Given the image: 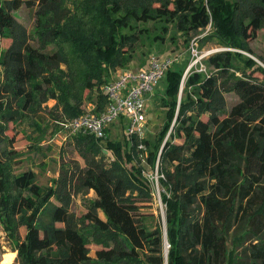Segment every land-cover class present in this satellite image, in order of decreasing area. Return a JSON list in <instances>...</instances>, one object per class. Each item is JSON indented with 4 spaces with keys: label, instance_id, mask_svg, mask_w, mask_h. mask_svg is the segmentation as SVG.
I'll use <instances>...</instances> for the list:
<instances>
[{
    "label": "trees",
    "instance_id": "trees-1",
    "mask_svg": "<svg viewBox=\"0 0 264 264\" xmlns=\"http://www.w3.org/2000/svg\"><path fill=\"white\" fill-rule=\"evenodd\" d=\"M68 1L0 0V146L6 156L0 157V223L15 239L19 261L264 264V67L250 58L244 59L247 68L241 67L237 59L243 55L236 51H216L204 58L210 69L194 68L187 76L179 108L184 68L168 70L165 93L156 97L165 121L155 138L143 140L146 151H139L137 137L113 139L109 130L100 141L78 133L71 144L85 165L65 158L63 149L59 173L50 185L39 184L32 170L13 173L10 160L22 152L13 148L14 139L7 134L10 123L32 120L41 132L34 139L29 135L32 149L43 139L47 124L42 126L39 119L46 123L41 111L48 101L57 100L49 110L55 119L61 118L60 105L71 118L83 112L82 95L67 91L62 68L68 63L67 51L58 45L63 23L71 15ZM113 1L110 35L85 39L95 51L85 88L105 83L109 67L134 59L140 39L135 22H164L162 33L154 38L157 42H165L169 25L186 39L211 27L215 33L203 41L217 38L221 45L248 51L250 41L264 28V0ZM29 2L37 7L32 31L14 14ZM117 24L130 32L118 36ZM80 38L74 35L76 50ZM2 39H10V45L3 48ZM231 93L239 100L229 108ZM98 102L101 111L106 93L101 92ZM174 119V133L164 141ZM176 137L183 141L175 142ZM144 153L147 164L155 169L158 162L164 175L160 181L167 204V258L164 227L152 224L150 213L142 210L153 199V185L140 156ZM90 191L94 197H86ZM78 195L85 198L87 211L82 215L72 210ZM23 224L25 239L18 231ZM242 239L243 245L249 244L236 257L235 246ZM91 244L102 246L96 256L91 255Z\"/></svg>",
    "mask_w": 264,
    "mask_h": 264
},
{
    "label": "rangeland",
    "instance_id": "rangeland-1",
    "mask_svg": "<svg viewBox=\"0 0 264 264\" xmlns=\"http://www.w3.org/2000/svg\"><path fill=\"white\" fill-rule=\"evenodd\" d=\"M207 1V0H205ZM113 2V3H112ZM114 1L113 0H69L68 6L71 9V15L64 24L65 32L58 45H62L67 51L68 63L63 64L62 68L66 71L67 76L65 77V82L67 83V91L73 96L82 95L81 110L83 111L88 104L98 105V101L101 94L102 83L95 84L92 88H85V82L87 76L90 72V60L94 57L95 51L91 48V43L88 44V40L85 39L92 37H100L105 35L108 37L110 35V27L112 16L114 15ZM36 6L32 2L24 4L21 8L14 12L17 19L22 22L29 31H32L36 22ZM116 17L121 16L116 14ZM114 22H117L114 21ZM162 23L161 21H149V22H135L133 26L134 29H138L137 32L140 35V39L136 44V52L134 59L131 62H128L125 66L109 67L106 72H108V80L104 82L111 81L115 79L120 72L125 69H140L148 65L150 58L153 55L165 57L177 56L178 59L175 62L173 67L184 68L183 73L185 74L190 63L192 62L193 50L192 43L193 40L197 42V49L199 52H208V51H221L223 49H229L236 51L243 55L242 58L237 59L241 67L247 68L244 64V59L250 58L257 65L264 67V28L258 31L257 38L250 41V47L252 51L227 47L221 45L217 42V38H214L210 41H203L202 39L206 36H211L215 33L211 30V27H208L206 30L200 31L198 34L192 36L190 39L185 36L182 32L176 31L173 25H169V32L164 38L165 42H157L154 40L157 34L162 33ZM140 28H145L147 30L144 33L140 32ZM116 29L120 33H129L130 28L116 25ZM132 30V29H131ZM78 33V37L82 36L78 40V45L80 50H76L73 47L74 44V35ZM217 37V36H212ZM10 39H2L1 44L3 48H6L10 45ZM34 44L37 43L34 41ZM86 45V46H85ZM51 48V47H50ZM212 53V52H211ZM209 56V55H208ZM207 57V56H206ZM206 69H210L207 64L204 63ZM251 71V69H248ZM183 74V75H184ZM167 75V73H166ZM166 75L159 81L158 85L155 87V93L151 101L147 105V114H148V124L146 128V138L153 139L155 138L160 130L162 129L163 123L165 121L164 115L165 110L160 106V102L156 97L163 95L167 86V77ZM255 75L262 76L260 72H256ZM96 80V79H95ZM187 77L182 80L181 89L179 91V100L178 108L181 98L183 97V89L185 87V82ZM97 81V80H96ZM228 107L230 108L239 98L237 95L231 93L227 94ZM75 102L73 98L70 100ZM57 105V100L53 99L48 101L41 111L46 123H43L41 119L39 122L42 123V126L47 124L45 132L43 135L42 141L39 143L36 141V147L30 148L31 140L29 135L34 139L35 137L41 136L36 126L33 124L32 120L25 119L21 124L14 125L10 123V128L7 131V134L14 139L13 148L17 151H21L17 157L12 158L10 163L12 165L13 173H21L25 170H32L36 173L37 182L41 185H50L52 178L56 177L59 173L61 156L63 154V149L66 150L64 153L65 158L78 160L82 165H85V160L78 154L74 146L71 144L72 136L68 135V131L63 129L61 124L62 121H67L71 119V115L64 114V107L60 105L57 109L60 119L53 118V115L49 114V110L53 109ZM176 120L174 119L169 131L167 132L165 139H168L171 134L174 133L173 127ZM120 125L115 128L110 129V137L113 139L123 140L124 134L119 131ZM108 136V135H107ZM138 149L140 144H142L144 139H139ZM175 142H182L183 139L176 137ZM144 143V142H143ZM146 146V144H145ZM147 150V146H146ZM145 150V151H146ZM113 151V150H112ZM107 152L109 156L114 157L113 152ZM144 151V150H143ZM141 156V155H140ZM0 157L3 159L6 158L5 154L2 151L0 146ZM146 167V173L150 179H154L155 184L153 185V199L151 202L145 204L143 207V212L150 213L152 216V224L160 222L165 230V256L168 257V251L170 244L167 240L166 232V215H167V204L162 199V193L164 188L161 181L158 179L156 170L152 169L147 162L144 160L142 162ZM160 178V177H159ZM94 191H90L86 197H94ZM72 210L76 215H82L87 211L85 207V198L82 195L75 197ZM19 234L21 239H25L27 233L26 225L19 226ZM234 233V232H233ZM243 240V241H242ZM240 240V243H236V257L239 255L240 251L243 250L244 246L249 244L248 242L243 245L244 239ZM16 247L15 239L11 238L6 229L4 223H0V264H22L18 259V250ZM101 245L91 244V255L96 256V250L101 248ZM4 257V261L1 262V259ZM168 264V263H167Z\"/></svg>",
    "mask_w": 264,
    "mask_h": 264
},
{
    "label": "built area",
    "instance_id": "built-area-1",
    "mask_svg": "<svg viewBox=\"0 0 264 264\" xmlns=\"http://www.w3.org/2000/svg\"><path fill=\"white\" fill-rule=\"evenodd\" d=\"M191 47L193 60L183 76V81L194 68L198 71H207L203 60L211 52L213 53V51L199 52L195 40H193ZM177 59V56L160 57L153 55L146 67L137 70H123L115 79L102 85L101 91L106 93L107 102L101 111L97 110V105L88 104L79 116L62 121L63 129L68 131L69 136L83 133L104 141L108 131L113 126L118 127L120 125L119 131L127 137L146 139L147 105L155 95V87L168 70L174 66ZM140 148L145 151V143L142 142ZM104 150L108 151L106 148ZM141 156L142 160L146 161V154ZM146 170L144 173L154 185V179H150ZM154 170H156L157 176H164L159 172L158 162ZM159 177L156 179L157 181L160 180Z\"/></svg>",
    "mask_w": 264,
    "mask_h": 264
},
{
    "label": "water",
    "instance_id": "water-1",
    "mask_svg": "<svg viewBox=\"0 0 264 264\" xmlns=\"http://www.w3.org/2000/svg\"><path fill=\"white\" fill-rule=\"evenodd\" d=\"M223 50H226V49H223Z\"/></svg>",
    "mask_w": 264,
    "mask_h": 264
},
{
    "label": "crops",
    "instance_id": "crops-1",
    "mask_svg": "<svg viewBox=\"0 0 264 264\" xmlns=\"http://www.w3.org/2000/svg\"><path fill=\"white\" fill-rule=\"evenodd\" d=\"M116 128V127H115Z\"/></svg>",
    "mask_w": 264,
    "mask_h": 264
}]
</instances>
